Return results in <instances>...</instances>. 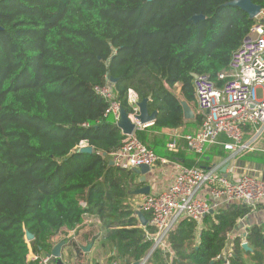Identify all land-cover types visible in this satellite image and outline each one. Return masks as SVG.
I'll use <instances>...</instances> for the list:
<instances>
[{
	"label": "trees",
	"instance_id": "16d2710c",
	"mask_svg": "<svg viewBox=\"0 0 264 264\" xmlns=\"http://www.w3.org/2000/svg\"><path fill=\"white\" fill-rule=\"evenodd\" d=\"M232 1L0 0V264H32L31 250L50 255L52 238L75 230L85 216L108 223L116 247L132 250L130 259L150 252L153 242L127 229L135 218L116 222L107 214L120 210L128 198L125 181L139 174L110 166L125 136L95 88L115 79V101L127 114L133 112L129 93L147 99L148 112L157 116L135 131L136 139L159 158L207 168L212 150L199 157L180 141L170 151L164 132L198 129L201 116L185 122L179 104L194 102L192 74L221 87L218 74L254 23L239 8L224 6ZM251 2L264 13V0ZM198 15L204 19L190 21ZM81 145L92 152H79ZM249 212L245 204H231L205 216L197 244V224L180 220L166 241L170 263L223 264L218 257L230 249L229 264H264L260 227L244 232L250 251L240 237L227 244ZM168 261L157 248L146 264Z\"/></svg>",
	"mask_w": 264,
	"mask_h": 264
},
{
	"label": "built area",
	"instance_id": "2783aa9c",
	"mask_svg": "<svg viewBox=\"0 0 264 264\" xmlns=\"http://www.w3.org/2000/svg\"><path fill=\"white\" fill-rule=\"evenodd\" d=\"M247 35L233 52L227 70L218 74L222 82L217 87L206 76L193 79L196 115L201 116L198 129L191 134L175 132L170 135L168 149L176 151L181 141L185 148L199 157L212 145H221L225 151L240 153L255 149L264 137V13L253 19ZM95 91L109 102L106 114L111 113L119 120L120 106L115 101L112 84L108 81ZM133 112L128 118L137 129L146 128L136 121L138 115L137 97L129 93ZM124 135L122 147L112 155L122 169H138L147 166L153 170L157 164L165 165V158L157 157L145 148L135 137ZM226 142H220V137ZM85 147L81 145L80 148ZM175 171L165 191L149 194L141 198L139 209L150 215V225L154 228L151 236L153 252L159 248L167 253L169 233L182 219L202 225V219L216 210L221 202L254 205L264 201V177L257 169H243L235 157L226 170L225 176L216 167L187 168L172 162ZM246 232V231H245ZM245 242V241H244ZM243 241L241 242L244 243ZM231 251H224L218 258L229 264ZM32 264H55L52 255L30 258ZM141 264H146L142 261Z\"/></svg>",
	"mask_w": 264,
	"mask_h": 264
},
{
	"label": "crops",
	"instance_id": "0c3cea01",
	"mask_svg": "<svg viewBox=\"0 0 264 264\" xmlns=\"http://www.w3.org/2000/svg\"><path fill=\"white\" fill-rule=\"evenodd\" d=\"M192 104L194 105L193 111L196 112L195 103L193 102ZM182 130V128L165 130L164 133L170 136L175 132L181 133ZM220 142H226V138L221 136ZM211 150L214 155L211 157L208 167H216L221 173L222 170H224V173L226 174L227 168L235 157L236 163L239 167L243 169H257L262 172V176L264 177V137L259 140V142H257L254 150L240 153L236 156L233 154V152L225 151L219 144L207 147L204 153L210 152ZM218 152H221L222 155L218 156ZM259 158L263 159L262 165L254 162L255 159ZM110 166L115 167L116 169H122L120 167V164L115 159L110 160ZM174 171L175 166L172 162H169L165 165L157 164L155 168L153 170H150L147 174L136 176L135 182L130 183L127 179L125 182L127 183V185L129 184L128 198H124L119 204L120 210L108 212L107 214L117 219L116 222H122L130 218H135L134 226L128 227L127 229L132 230L129 228H134L139 230L142 235L140 236L142 242L150 241L151 236L154 234V228L150 225V215L148 213L140 211L139 209L141 198L145 195L136 196L132 195L131 192L144 186H149V194H159L160 192L165 191V189L168 187L170 175ZM142 177L145 178L144 183L141 182ZM230 206L231 203L221 202L218 208L213 211V214L216 211H220L222 209L225 210ZM245 206L250 207V212L243 219H240L237 222V227L233 230V232H230L228 234L227 244H233V240L235 237H240L241 242H244L245 239L243 238V233L249 230L252 226L260 227L264 231V201L254 205L247 204ZM137 213H141L143 220L145 221V225L142 224ZM107 224L108 223L105 224L103 222H100L95 217L85 216L82 224L75 230L63 231L57 236L53 237L51 240L52 249L57 244H62L60 249L61 264H141V262L144 260L146 262L148 261L150 252H148L143 259L134 261L133 259H130L132 250L126 249L122 251L121 249H119V247L117 248L116 246H118L119 244L118 238L113 237L111 231L112 228L110 226L107 227ZM201 229L202 225L196 226V243L194 242V244L198 243L199 232ZM226 247L228 249V245ZM236 251L238 250H234V252ZM33 255L35 254L31 250L27 256V261L29 263H31L30 258ZM172 257L173 255L169 256V264H172L170 263ZM55 264H57L56 261Z\"/></svg>",
	"mask_w": 264,
	"mask_h": 264
},
{
	"label": "water",
	"instance_id": "95a60500",
	"mask_svg": "<svg viewBox=\"0 0 264 264\" xmlns=\"http://www.w3.org/2000/svg\"><path fill=\"white\" fill-rule=\"evenodd\" d=\"M147 1H152V0H147ZM224 6H232V7H237L240 10H242L244 13H246L249 17V19L253 20L260 12L261 8L257 5H254L251 0H235L232 2H228L224 4ZM204 16L198 15L194 16L190 19L191 22L196 23L198 20H203ZM192 79H195L197 77L196 74L191 75ZM109 82L113 85L115 84L116 80L113 78H109ZM179 104L182 108V114H183V119L185 122H192L196 118V114L191 108V106L184 100L179 99ZM138 107V115L135 117L136 121L139 123L141 126H151L157 116V112L154 111L151 114L148 112L147 109V99H142L138 102L137 104ZM117 128L121 131L123 135H131L135 131L136 125L131 122V120L128 118V114L125 112L123 108L120 107L119 109V120L116 123ZM81 153H88L90 154L92 152L91 147H82L79 148L78 150ZM135 172H137L139 175H145L149 172V168L147 166H141L138 169H134ZM223 176H225L224 170H222ZM141 182H145V178H141ZM150 193V187L149 186H144L142 188L136 189L131 192L132 195H149ZM209 214H213V211L211 210ZM140 221L142 222L143 225H145V221L143 220V217L141 213H137ZM32 235L30 233H26V240L30 241L32 239ZM243 238H246V233H243ZM62 244H57L55 247L50 252V255H52L55 259L57 264H61L60 261V249H61ZM241 248L245 251L248 252L250 251L249 247L247 246V242L245 241L244 243L241 244ZM138 264V263H136Z\"/></svg>",
	"mask_w": 264,
	"mask_h": 264
},
{
	"label": "rangeland",
	"instance_id": "374dc122",
	"mask_svg": "<svg viewBox=\"0 0 264 264\" xmlns=\"http://www.w3.org/2000/svg\"><path fill=\"white\" fill-rule=\"evenodd\" d=\"M174 93H175L176 95H178V87L175 88ZM190 106H191V108L194 110V105H193L192 103L190 104ZM165 252H166V250H165ZM165 252H164L165 255H166V254H167L168 256L173 255V253H172L171 250H169L167 253H165Z\"/></svg>",
	"mask_w": 264,
	"mask_h": 264
}]
</instances>
